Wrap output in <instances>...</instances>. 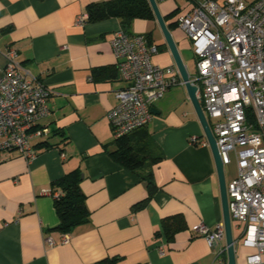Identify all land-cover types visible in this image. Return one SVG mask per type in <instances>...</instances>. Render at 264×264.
<instances>
[{
  "label": "crops",
  "instance_id": "crops-1",
  "mask_svg": "<svg viewBox=\"0 0 264 264\" xmlns=\"http://www.w3.org/2000/svg\"><path fill=\"white\" fill-rule=\"evenodd\" d=\"M103 1L0 0V68L7 49L15 48L21 65L51 90L49 113L37 125L48 133L30 138L35 156L27 160L12 150L0 162V264H99L105 258L114 264H227L226 252L215 260L206 240L191 231L197 223L213 229L223 224V215L213 155L202 144L184 85L171 86L154 104L158 112L150 122L129 133L133 141L149 133L163 155L151 166L152 193L109 153L115 138L106 114L126 85L110 45L120 21L76 23L89 3ZM156 2L163 17L192 5V0ZM176 15L164 20L181 54L182 31L171 25ZM140 34L158 47L154 64L175 66L155 19L133 20L131 35ZM230 153L226 184L237 172ZM74 169L81 174L89 219L62 233L56 229L51 184ZM231 225L236 264H244L255 249L242 244L244 224ZM221 245L225 248L224 238Z\"/></svg>",
  "mask_w": 264,
  "mask_h": 264
},
{
  "label": "built area",
  "instance_id": "built-area-1",
  "mask_svg": "<svg viewBox=\"0 0 264 264\" xmlns=\"http://www.w3.org/2000/svg\"><path fill=\"white\" fill-rule=\"evenodd\" d=\"M87 19L83 12L76 23L83 25ZM176 23L189 41L196 65L190 81L197 87L196 97L224 165L234 153L236 176L226 184L229 214L244 224L242 244L255 249L244 264H259L264 254V0H192ZM110 45L126 82L106 114L116 139L145 127L154 104L171 86L183 82L175 66L152 62L158 49L145 35L119 29ZM17 55L15 48L7 49L0 68V162L12 150L32 159L36 151L31 136L48 133L37 125L49 113L51 90L21 65ZM191 231L206 240L215 260L221 259L222 223L213 229L197 223ZM67 240L64 236L62 242Z\"/></svg>",
  "mask_w": 264,
  "mask_h": 264
},
{
  "label": "trees",
  "instance_id": "trees-1",
  "mask_svg": "<svg viewBox=\"0 0 264 264\" xmlns=\"http://www.w3.org/2000/svg\"><path fill=\"white\" fill-rule=\"evenodd\" d=\"M86 12L88 13L87 21L118 18L121 29L127 34H131L133 20L155 19L148 0H107L89 3ZM177 12L178 10L175 9L164 18L172 17ZM176 18L171 25H177ZM145 37L150 43V36L146 34ZM109 153L123 167L141 176L147 183L149 193H152L155 187L151 166L163 155L149 133L144 131L135 141L130 140V134L116 138ZM80 179L79 169H74L54 180L51 184V192L57 193L54 196V208L59 218L56 229L62 233L71 232L76 226L87 222L89 219V211L84 202L85 196L79 186ZM99 264H114V261L105 258L100 260Z\"/></svg>",
  "mask_w": 264,
  "mask_h": 264
},
{
  "label": "water",
  "instance_id": "water-1",
  "mask_svg": "<svg viewBox=\"0 0 264 264\" xmlns=\"http://www.w3.org/2000/svg\"><path fill=\"white\" fill-rule=\"evenodd\" d=\"M150 7L152 9L154 18L161 30L165 44L173 58L175 67L179 73V76L183 82V85L186 89L188 98L191 102L193 110L196 114V117L202 128L205 140L207 141L210 150L213 155L215 168L218 176L219 189H220V198H221V207L223 215V228H224V240H225V252L227 264H236L235 257V238L232 233V220L229 214L228 208V198L226 190V182L224 179V164L222 162L221 155L219 154L218 147L216 144L215 137L212 133L208 120L205 116V113L196 97V85L192 84L190 81L189 72L187 67L181 57L177 44L172 36L171 31L169 30L167 23L164 20L162 13L159 10L156 0H148ZM152 114H156L158 111L155 108H151Z\"/></svg>",
  "mask_w": 264,
  "mask_h": 264
},
{
  "label": "rangeland",
  "instance_id": "rangeland-1",
  "mask_svg": "<svg viewBox=\"0 0 264 264\" xmlns=\"http://www.w3.org/2000/svg\"><path fill=\"white\" fill-rule=\"evenodd\" d=\"M219 2H221L222 0H218ZM184 13V11H179L176 15V17L180 14ZM182 32V37H184V40H185V46L183 49H181V54L183 55V58L185 60V63L187 65V70L190 74H194L195 71H196V65H195V62H194V59H193V56H192V51H191V48H190V45H189V42L188 40L185 38V33L183 30H181ZM162 67V66H161ZM230 158H231V164H233V158H232V153L229 154ZM230 165H228L230 167ZM227 166V167H228Z\"/></svg>",
  "mask_w": 264,
  "mask_h": 264
}]
</instances>
